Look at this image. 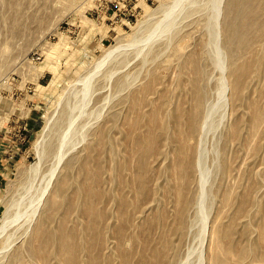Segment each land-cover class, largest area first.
<instances>
[{
  "label": "rangeland",
  "instance_id": "obj_1",
  "mask_svg": "<svg viewBox=\"0 0 264 264\" xmlns=\"http://www.w3.org/2000/svg\"><path fill=\"white\" fill-rule=\"evenodd\" d=\"M205 224L264 264V0H0V264H207Z\"/></svg>",
  "mask_w": 264,
  "mask_h": 264
},
{
  "label": "bare ground",
  "instance_id": "obj_2",
  "mask_svg": "<svg viewBox=\"0 0 264 264\" xmlns=\"http://www.w3.org/2000/svg\"><path fill=\"white\" fill-rule=\"evenodd\" d=\"M202 233H203V239H206L207 234H208V242L211 239L210 247L208 244V247L206 248L207 264H222V260L223 257L226 255V252L223 250L222 247V232L220 228L216 227L211 232L210 230H207V225L205 224Z\"/></svg>",
  "mask_w": 264,
  "mask_h": 264
}]
</instances>
